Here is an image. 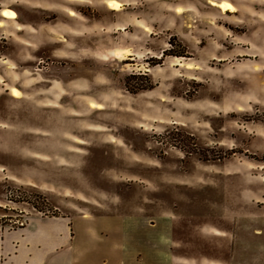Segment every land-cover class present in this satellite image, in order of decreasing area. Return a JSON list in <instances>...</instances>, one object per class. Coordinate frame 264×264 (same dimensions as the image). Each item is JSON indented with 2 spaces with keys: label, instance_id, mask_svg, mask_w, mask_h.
<instances>
[{
  "label": "rangeland",
  "instance_id": "374dc122",
  "mask_svg": "<svg viewBox=\"0 0 264 264\" xmlns=\"http://www.w3.org/2000/svg\"><path fill=\"white\" fill-rule=\"evenodd\" d=\"M108 1L0 0V264H40L47 220L102 261L126 224L264 264V0Z\"/></svg>",
  "mask_w": 264,
  "mask_h": 264
},
{
  "label": "crops",
  "instance_id": "0c3cea01",
  "mask_svg": "<svg viewBox=\"0 0 264 264\" xmlns=\"http://www.w3.org/2000/svg\"><path fill=\"white\" fill-rule=\"evenodd\" d=\"M153 220L154 219L148 218L144 226L148 227L152 223L154 227L155 223ZM83 225L84 226L81 225L79 229L76 226L75 235H71L70 238L67 239L61 232L60 223L55 220H47L46 222L40 221V264H184L185 260H188L189 263L192 262L190 259H187V257H189L188 255L179 256L174 253L175 243L172 236L168 234L162 236L161 242L163 244L159 246L162 260H157L158 252L156 250L158 249V243L156 235L149 232L148 239L141 240L137 235L131 238L130 234L133 231L129 227L125 228L126 224L124 226L122 225V238L120 243L114 241V247L112 246V251L110 252L112 256H114V252L116 253L117 260L112 258V261H102L100 259L102 256L96 255L94 252L89 254L90 249H94L93 246H95L93 242L94 230H91L92 228L88 227L87 224ZM39 228L37 227L36 230H39ZM55 230L58 232H55ZM130 239L134 244L137 254L134 263L126 260V255L129 254L126 253L125 241L128 242ZM62 245L64 248H62ZM116 245L119 246V248H117ZM24 247L22 250L26 251V259L28 261L27 252L32 248L28 246ZM235 248L237 247L235 246ZM234 249L230 251L228 260L221 261L213 259V264H246L245 261L238 260L237 256L233 254ZM27 261L25 260V264H29V261L28 263Z\"/></svg>",
  "mask_w": 264,
  "mask_h": 264
},
{
  "label": "bare ground",
  "instance_id": "6f19581e",
  "mask_svg": "<svg viewBox=\"0 0 264 264\" xmlns=\"http://www.w3.org/2000/svg\"><path fill=\"white\" fill-rule=\"evenodd\" d=\"M209 4L211 5V7L215 8L217 10H220L223 14L235 13V11H236L235 7L231 3H229L228 1L217 2V1L209 0ZM116 5H118V7ZM107 6L113 12H120V11L123 10L122 4L119 1H117V0H109L108 3H107ZM6 11L15 13L13 10L5 9V10H3L2 15ZM177 13L181 14L182 10L181 9H177ZM3 17L8 19V20H13V19L16 18V13H15L14 16H4L3 15ZM114 56H115L116 59L124 60V59H126L127 54L125 52H123V51H115ZM189 68H192V67H189ZM11 94H12V96L14 98H20V92L16 88H13L11 90ZM90 107L93 108V109H101L100 105L95 106L94 104H91Z\"/></svg>",
  "mask_w": 264,
  "mask_h": 264
},
{
  "label": "snow or ice",
  "instance_id": "6c2138e0",
  "mask_svg": "<svg viewBox=\"0 0 264 264\" xmlns=\"http://www.w3.org/2000/svg\"><path fill=\"white\" fill-rule=\"evenodd\" d=\"M116 6L118 7V5H116ZM3 15H4V16H14L15 13L7 12V11H6V12L3 13Z\"/></svg>",
  "mask_w": 264,
  "mask_h": 264
}]
</instances>
